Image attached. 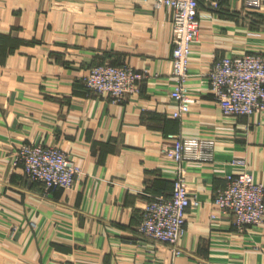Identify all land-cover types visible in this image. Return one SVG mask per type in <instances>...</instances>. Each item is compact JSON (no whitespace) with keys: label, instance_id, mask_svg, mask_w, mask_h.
<instances>
[{"label":"crops","instance_id":"1","mask_svg":"<svg viewBox=\"0 0 264 264\" xmlns=\"http://www.w3.org/2000/svg\"><path fill=\"white\" fill-rule=\"evenodd\" d=\"M199 3L188 85L174 117L172 13L153 0H0V264H264V223L238 229L213 201L234 157L264 183V110L224 115L206 83L214 59L264 53V5ZM144 73L120 101L83 82L98 63ZM168 134L213 137L211 163L183 162L198 205L182 251L139 233L142 209L172 192ZM25 143L55 145L80 164L70 188L46 189L13 164Z\"/></svg>","mask_w":264,"mask_h":264},{"label":"built area","instance_id":"2","mask_svg":"<svg viewBox=\"0 0 264 264\" xmlns=\"http://www.w3.org/2000/svg\"><path fill=\"white\" fill-rule=\"evenodd\" d=\"M153 1L155 6H166L172 13L174 84L170 96L177 102V107L171 115L181 117L196 101L189 89L188 78L191 50L200 29L199 3L204 1L215 8L218 3L216 0ZM244 5L248 12H255L263 8L264 0H244ZM205 75L209 91L224 115L237 116L264 110V53L219 56L212 61ZM143 77L144 73L131 65L102 62L90 68L83 82L95 95L115 102L138 93ZM167 136L172 141L162 150L176 162L172 192L145 203L137 229L144 236L167 243L174 254H179L187 209L199 204L185 181L183 162H213L216 139L178 134ZM229 163L233 169L226 175V185L217 191L213 202L233 217L240 230L247 225L264 223V183L254 179L246 170L243 158L234 157ZM13 164H19L27 178L42 182L46 189L70 188L82 172L80 164L65 150L44 143L22 144Z\"/></svg>","mask_w":264,"mask_h":264}]
</instances>
